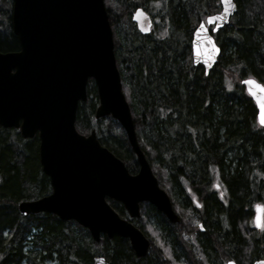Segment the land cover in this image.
<instances>
[{
	"label": "trees",
	"instance_id": "1",
	"mask_svg": "<svg viewBox=\"0 0 264 264\" xmlns=\"http://www.w3.org/2000/svg\"><path fill=\"white\" fill-rule=\"evenodd\" d=\"M196 5H201L200 0H192L189 18L184 17L183 5L182 14L174 11L180 17L171 19L166 38L158 41L151 35L140 37L131 28L125 27V33L118 29L114 54L122 91L138 145L159 181L180 191L178 176L184 173L189 184L200 189L201 177L219 165L231 190L242 200L248 158L258 159L264 152V129L255 125V105L240 82L250 76L264 85V0H236L232 20L215 37L220 53L207 74L202 65L192 63L191 47H184L190 23L191 30L197 23ZM18 49L11 32L0 36L1 52ZM86 91L87 99L76 110V130L87 135L94 129L99 142L130 173L136 172L135 155L118 121L111 116L94 117L98 96L92 79H88ZM50 190L39 164L37 135L23 138L16 128L0 127V264H45L48 260L52 264H90L97 255L108 264H141L126 238L101 234L95 242L74 220H60L44 212L19 213V201ZM107 202L120 217L142 230L139 217L129 218L118 201L107 198ZM144 213L151 223L165 229L154 207ZM241 213H233L232 219ZM164 232L166 241H175L171 229Z\"/></svg>",
	"mask_w": 264,
	"mask_h": 264
},
{
	"label": "water",
	"instance_id": "2",
	"mask_svg": "<svg viewBox=\"0 0 264 264\" xmlns=\"http://www.w3.org/2000/svg\"><path fill=\"white\" fill-rule=\"evenodd\" d=\"M221 5L220 12L206 16L192 32V61L202 64L205 74L220 52L207 18L214 17L212 32H216L235 11L232 0H221ZM11 11L19 49L0 51V127L16 128L23 138L37 135L39 164L51 187L45 195L19 201V213L44 212L60 220H74L95 242L101 234L123 237L135 256H144L149 241L106 199L120 202L130 218L139 217L141 201L154 205L173 222L178 217L138 145L104 0H12ZM132 21L141 34L149 33L151 21L141 9L135 10ZM201 23L204 28H200ZM88 79L93 80L98 96L94 117L111 116L118 121L136 157L135 174L99 142L94 129L84 135L75 128L78 104L87 99ZM248 79L262 83L253 77L241 80L257 108V122L264 126L260 123L261 109L249 88L262 101L264 92L246 85ZM90 264L108 262L97 255Z\"/></svg>",
	"mask_w": 264,
	"mask_h": 264
},
{
	"label": "flooded vegetation",
	"instance_id": "3",
	"mask_svg": "<svg viewBox=\"0 0 264 264\" xmlns=\"http://www.w3.org/2000/svg\"><path fill=\"white\" fill-rule=\"evenodd\" d=\"M106 1L104 2L106 12L110 15L111 29L115 35H118L120 24L127 19L132 25L131 29L136 30L137 35L140 37L154 35L158 41L159 31L168 29L172 18L180 17L176 12L182 14V5L186 12L184 17H191L192 0ZM232 1L235 4V11L229 17V21L232 20L237 9L236 0ZM200 3L201 15H197V24L206 16L220 12L222 8L221 0H215L211 11L208 10V0H200ZM138 8L151 21L150 31L147 34H141L132 21V15ZM195 8H198V5ZM11 9L12 0H0V36H7L11 32L16 37L12 31ZM213 27V24L208 25V30L216 42L217 32L223 27L212 32ZM188 30L191 31L189 39H186L188 45L184 44V47H191L194 28L191 30L189 26ZM252 112L255 125L264 129V126H260L257 122V108L255 107ZM218 152L219 159L222 160V145H219ZM243 155L245 156V153ZM248 164L247 188L243 191L245 195L242 200L231 190L229 180L220 170L219 165H216L215 171L208 172L201 177L200 189L193 188L184 173L178 176L180 191L176 192L172 185L169 186L161 180L160 182L154 175L159 187L167 194L178 221L169 220L165 214L147 201L139 203V217L142 215L146 219L147 214L144 212L152 206L163 218L160 222L165 225V229H162L155 221H153L155 225L148 223L153 229L151 236L144 230L145 227L142 224L139 223L142 230L136 226L149 241L146 254L142 257L136 256L141 259L140 263L145 264L150 261L158 262V264H229V262L231 264H254L264 260V152L258 159L253 156L248 158ZM257 205L261 206L259 212L262 227H257L254 221L258 211ZM123 209L125 210L124 207ZM240 211L241 215L238 214L232 219L233 213ZM125 213L128 216L126 210ZM169 229L175 233V241L164 239L166 236L164 231Z\"/></svg>",
	"mask_w": 264,
	"mask_h": 264
},
{
	"label": "rangeland",
	"instance_id": "4",
	"mask_svg": "<svg viewBox=\"0 0 264 264\" xmlns=\"http://www.w3.org/2000/svg\"><path fill=\"white\" fill-rule=\"evenodd\" d=\"M104 2H107L106 0H104ZM214 2H215V0H208V10L209 11H211V10H213V7H214ZM196 12H197V14L198 15H201V9L198 7V9L196 10ZM197 24V23H196ZM189 26H191V23H190V25ZM125 27L126 28H132V25H131V23H130V21H126V22H124V23H121L120 24V26H119V30L121 31V33H125ZM168 34V29H166V30H160L159 31V35H158V38H160V37H163L164 36V38H166V35ZM121 35V34H120ZM114 37H115V34L113 33V39H114ZM152 37H154V35H152ZM114 47H115V40H114ZM148 222H149V224L151 225V222H150V220L146 217V219L144 218V217H142V215L139 217V223L140 224H142L145 228H144V230L146 231V232H148L149 233V235L151 236L152 235V233H153V229L151 228V226L148 224ZM30 247H31V242L29 241L28 242V244H27V247H26V249L28 250V249H30ZM54 261H51V260H48L45 264H52ZM22 264H26L25 262H23Z\"/></svg>",
	"mask_w": 264,
	"mask_h": 264
},
{
	"label": "snow or ice",
	"instance_id": "5",
	"mask_svg": "<svg viewBox=\"0 0 264 264\" xmlns=\"http://www.w3.org/2000/svg\"><path fill=\"white\" fill-rule=\"evenodd\" d=\"M222 2H225V3H226L227 0H222ZM138 11H139V10H138ZM213 21H214V17H213V16H209V17L207 18V22H208L209 24H212ZM200 28H204V24H203V23L200 24ZM244 83H245L246 85H254L256 89H258V90L261 91V92H264V85L259 84L257 81H254V80H252V79H248V80H245ZM249 93H250L251 95H253L255 99H257L258 106H259L260 109H261L260 123H261L262 125H264V101H262L260 98L256 97L255 92L252 90V88H249ZM256 207H257V210H258V212H259V210L261 209V206H260V205H257ZM254 221L256 222L257 227H262V225H261V223H260V216H259V215H257V216L254 218ZM229 264H231V262H229ZM260 264H264V261L260 262Z\"/></svg>",
	"mask_w": 264,
	"mask_h": 264
},
{
	"label": "bare ground",
	"instance_id": "6",
	"mask_svg": "<svg viewBox=\"0 0 264 264\" xmlns=\"http://www.w3.org/2000/svg\"><path fill=\"white\" fill-rule=\"evenodd\" d=\"M172 260V259H171Z\"/></svg>",
	"mask_w": 264,
	"mask_h": 264
}]
</instances>
